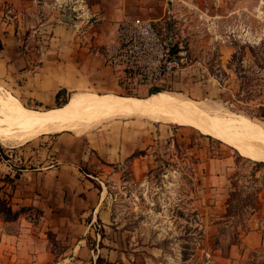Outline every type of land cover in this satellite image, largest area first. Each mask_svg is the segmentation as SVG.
<instances>
[{"label": "rangeland", "instance_id": "374dc122", "mask_svg": "<svg viewBox=\"0 0 264 264\" xmlns=\"http://www.w3.org/2000/svg\"><path fill=\"white\" fill-rule=\"evenodd\" d=\"M142 5L145 15L135 17L151 20L162 7L171 8L172 13L155 24L168 41L185 46L190 55L189 67L168 80L162 92L244 116L264 129V120L256 116L264 106V0H144ZM146 90L123 96L144 100ZM6 95L29 110L46 112L27 106L0 86V98ZM137 122L144 134L131 145L133 153L114 164L98 162L86 139L89 135L94 144L96 133L115 135L122 126L136 127L131 118L107 119L84 132L66 131L75 138L63 141L58 137L64 133L56 132L27 143L0 142V264H65L69 246L58 241L53 230L60 225L42 220L34 210H22L26 206L18 202L14 178L21 169L40 162L53 165L57 159L75 162L104 191L113 230L97 225V238L106 237L107 231L115 234L118 245L123 243V253L117 246L112 262L104 259L110 264H249L253 252L256 263L264 264V201L256 213L241 202L264 184L253 181L255 161L191 126L149 118ZM81 157L85 160L80 162ZM237 171L231 215L244 218L250 228L246 236L244 221L224 219L218 224L229 212V177ZM8 175L13 183L5 179ZM257 178H264V169ZM214 235L227 248L237 237L242 240L224 259L220 250L212 251ZM88 242L93 249L94 238ZM42 248L50 249L47 263L32 257V251ZM97 259L94 256L90 264H97Z\"/></svg>", "mask_w": 264, "mask_h": 264}, {"label": "crops", "instance_id": "0c3cea01", "mask_svg": "<svg viewBox=\"0 0 264 264\" xmlns=\"http://www.w3.org/2000/svg\"><path fill=\"white\" fill-rule=\"evenodd\" d=\"M52 2L0 0V86L27 106L44 111L58 109L56 95L62 89L69 97L77 94L126 97L123 93L130 91L126 74L105 61L103 46L113 38L120 23L145 15L144 0H91L92 11L104 19L98 20L83 34L74 31L65 16L51 7ZM170 13V7H162L152 21L160 22ZM146 91L150 93V90ZM140 117L116 116V119L131 118L136 127L122 126L115 135L96 133L94 144L88 135V146L95 152L98 162L114 164L133 153L131 145L144 134L137 119L147 117ZM111 118L98 122L86 120L79 122L81 127L78 129L56 131L64 133L58 140L75 138L66 131H88L92 125ZM82 160L85 157H81L80 162ZM45 165L40 162L35 168L19 170L20 179L16 181L18 202L37 207L44 213L42 220L60 225L53 230L58 241L69 246L65 258L62 257L65 264H90L94 256L112 262L118 253L117 246L123 253V243L118 245L115 234L107 231L106 237L97 238L96 226L102 224L105 230L109 229L111 215L104 208V191L95 187L93 180L96 178L75 162L57 159L53 165ZM260 200L264 201V192L260 194ZM90 237L95 240L93 249L88 242ZM32 255L33 260L41 263L51 260L49 248L32 251Z\"/></svg>", "mask_w": 264, "mask_h": 264}, {"label": "bare ground", "instance_id": "6f19581e", "mask_svg": "<svg viewBox=\"0 0 264 264\" xmlns=\"http://www.w3.org/2000/svg\"><path fill=\"white\" fill-rule=\"evenodd\" d=\"M116 116H141L156 122L191 126L233 147L247 159L264 161V129L259 123L165 92L144 100L77 94L66 107L46 112L29 110L6 95L0 98V142L27 143L41 135L78 129L82 121Z\"/></svg>", "mask_w": 264, "mask_h": 264}, {"label": "built area", "instance_id": "2783aa9c", "mask_svg": "<svg viewBox=\"0 0 264 264\" xmlns=\"http://www.w3.org/2000/svg\"><path fill=\"white\" fill-rule=\"evenodd\" d=\"M90 1L53 0L51 7L65 16L76 33L83 34L104 19L92 11ZM102 56L126 74L129 90L136 92L164 87L191 62L185 46L168 41L154 21L142 17L120 23L113 38L103 46Z\"/></svg>", "mask_w": 264, "mask_h": 264}, {"label": "trees", "instance_id": "16d2710c", "mask_svg": "<svg viewBox=\"0 0 264 264\" xmlns=\"http://www.w3.org/2000/svg\"><path fill=\"white\" fill-rule=\"evenodd\" d=\"M149 92H150L149 93L150 95H153V94H157L159 92H162V90L160 88L159 89L157 88V89H152ZM69 99H70V97L68 96L67 91L64 90V89L60 90L58 92V94L56 95V108L59 109V108H62V106H66L68 104V102H69ZM256 116L258 118L264 120V106H262V107H260L258 109ZM254 164H255L256 167H255V171L253 173V181L256 183L255 185H257L258 183L264 182V178H262V180H260V179L257 178V173L260 172L262 169H264V161L263 162H257V161H255ZM238 175H239V171H237L236 173H234L233 175H231L229 177V181H230V184L232 186V191L230 192L229 197H228V199L226 201V205L229 207V212H227L225 215H223L221 217L223 220L220 221L218 224L224 223V219H226V220H229V219L230 220L231 219H238L237 220L238 222H236V224L244 221V223H241V224H242V228H244V230H243L244 231V235L246 236L250 232V228L247 226L244 218L242 216H238V214L231 215V209L233 210L235 208L234 205H233V197L235 196V192L238 189ZM14 178L19 179L20 178V174L18 173ZM5 179L6 180H10L11 183H13V181H14L13 179H11V177H9V175L6 176ZM96 187L100 188L99 185H97V184H96ZM263 190H264V184H262L261 186L260 185H257V187L254 190V192H252V193L250 192L248 194V196H246V199L245 200H241V202L243 204V207H248L249 209L252 210V212L256 213L259 210V207L258 206L261 203L260 202L261 201L260 200V194H261V192ZM22 210H34V211L37 212V215H38L39 218H42L43 217V214H44L43 211L39 210L38 208H36L34 206L22 207ZM239 236H240V233L238 234V237ZM238 237H237V241H235L236 243H229L228 248H227L226 246L225 247L220 246L219 245V235H214V237H213V244H212V251H218V250H220L221 253H222V257L224 259H228L229 258L230 248L233 245L235 246V245H239L241 243V240L242 239H238ZM256 257H257L256 256V253L253 252L250 255V258H249L248 263L249 264H262V263H256V261H255ZM97 264H110V262L104 260L101 257H98Z\"/></svg>", "mask_w": 264, "mask_h": 264}, {"label": "water", "instance_id": "95a60500", "mask_svg": "<svg viewBox=\"0 0 264 264\" xmlns=\"http://www.w3.org/2000/svg\"><path fill=\"white\" fill-rule=\"evenodd\" d=\"M68 21V20H67Z\"/></svg>", "mask_w": 264, "mask_h": 264}]
</instances>
